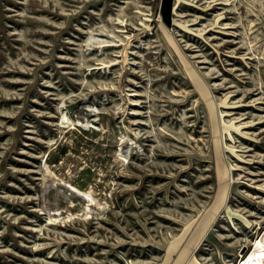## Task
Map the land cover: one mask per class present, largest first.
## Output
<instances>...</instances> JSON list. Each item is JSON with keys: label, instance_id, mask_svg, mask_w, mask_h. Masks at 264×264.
Returning a JSON list of instances; mask_svg holds the SVG:
<instances>
[{"label": "rangeland", "instance_id": "obj_1", "mask_svg": "<svg viewBox=\"0 0 264 264\" xmlns=\"http://www.w3.org/2000/svg\"><path fill=\"white\" fill-rule=\"evenodd\" d=\"M263 235L264 0H0V264H239Z\"/></svg>", "mask_w": 264, "mask_h": 264}, {"label": "bare ground", "instance_id": "obj_2", "mask_svg": "<svg viewBox=\"0 0 264 264\" xmlns=\"http://www.w3.org/2000/svg\"><path fill=\"white\" fill-rule=\"evenodd\" d=\"M62 122H66V124L74 123L73 121H70L67 114H63ZM255 241V248L248 256H242L239 264H264V235Z\"/></svg>", "mask_w": 264, "mask_h": 264}, {"label": "trees", "instance_id": "obj_3", "mask_svg": "<svg viewBox=\"0 0 264 264\" xmlns=\"http://www.w3.org/2000/svg\"><path fill=\"white\" fill-rule=\"evenodd\" d=\"M167 1V0H166Z\"/></svg>", "mask_w": 264, "mask_h": 264}]
</instances>
